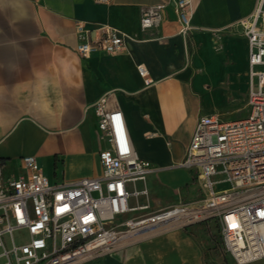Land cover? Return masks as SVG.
<instances>
[{
	"label": "crops",
	"instance_id": "obj_1",
	"mask_svg": "<svg viewBox=\"0 0 264 264\" xmlns=\"http://www.w3.org/2000/svg\"><path fill=\"white\" fill-rule=\"evenodd\" d=\"M175 1L0 0L1 179L27 174L26 155H35L53 182L101 176L100 151L110 143L94 104L107 95L108 108L122 110L137 153L155 167L137 182L147 193L130 198L149 208L125 217L206 196L200 171L181 162L200 116L222 118L223 105L250 109V42L241 20L258 0H191L186 33ZM159 3L165 5L163 20L143 28V11ZM78 21L92 38L103 26L120 30L127 35L125 48L80 56ZM139 63L148 67L151 83ZM213 221L123 241L80 264H238L223 239L217 246ZM253 262L264 264V258Z\"/></svg>",
	"mask_w": 264,
	"mask_h": 264
},
{
	"label": "built area",
	"instance_id": "obj_2",
	"mask_svg": "<svg viewBox=\"0 0 264 264\" xmlns=\"http://www.w3.org/2000/svg\"><path fill=\"white\" fill-rule=\"evenodd\" d=\"M164 6L143 11V28L161 23ZM175 9L186 33L192 28V2L176 0ZM241 21L250 42L251 112L233 121L200 116L181 162L201 170L206 196L125 217L149 208L148 203L132 205L130 198L147 193L137 182H145L155 167L139 156L122 110L109 109L104 95L94 104L102 136L110 143L100 151L101 176L53 182L37 157L26 155L27 174L0 178V264H80L123 241L208 219L218 221L224 248L236 263L264 258V0ZM77 31L81 39L76 50L82 57L125 48L127 35L111 26H103L97 38L83 21L77 22ZM137 68L147 84L153 81L144 63Z\"/></svg>",
	"mask_w": 264,
	"mask_h": 264
},
{
	"label": "rangeland",
	"instance_id": "obj_3",
	"mask_svg": "<svg viewBox=\"0 0 264 264\" xmlns=\"http://www.w3.org/2000/svg\"><path fill=\"white\" fill-rule=\"evenodd\" d=\"M11 26H17L19 25L17 21H13L11 20ZM10 38L12 37H18L17 35L15 36H12L10 35L9 36ZM25 42H30L29 40H26ZM44 48V46H42ZM44 53V51H43ZM217 100H220L219 96L217 95L216 96ZM229 101H231V103L234 101L233 100V97L229 99ZM233 104V103H232ZM223 114H222V119L223 120H230V119H234V118H237V117H243V116H247L250 112V109L248 108H245V109H237V107H235L234 105H231V106H226V105H223V106H220L219 108ZM201 171V170H199ZM224 186L226 187H229L228 184H225ZM223 187V186H221ZM204 193H208V189L205 188V190L203 191ZM16 237L18 238V234H16ZM213 238L214 240H216V243H217V246L221 247V242H222V236H221V230H220V225L219 223H217V221H213ZM249 264H256L255 262L252 261V263H249Z\"/></svg>",
	"mask_w": 264,
	"mask_h": 264
}]
</instances>
